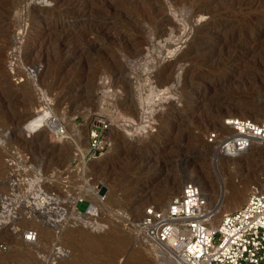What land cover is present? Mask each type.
<instances>
[{
	"label": "rangeland",
	"instance_id": "374dc122",
	"mask_svg": "<svg viewBox=\"0 0 264 264\" xmlns=\"http://www.w3.org/2000/svg\"><path fill=\"white\" fill-rule=\"evenodd\" d=\"M112 104L132 124L114 130L107 154L84 161L87 117ZM229 114L264 119V0H0V264L78 261L85 248L62 234L107 227L124 249L96 264H124L133 248L138 264H168L131 226L146 204L163 206L196 180L213 197L223 188L225 205L230 188L246 184L227 211L264 184V144L230 165L205 143L206 129ZM35 180L54 194L46 210L27 205ZM99 187L93 221L76 200L95 202ZM28 227L38 231L33 243L23 239Z\"/></svg>",
	"mask_w": 264,
	"mask_h": 264
},
{
	"label": "built area",
	"instance_id": "2783aa9c",
	"mask_svg": "<svg viewBox=\"0 0 264 264\" xmlns=\"http://www.w3.org/2000/svg\"><path fill=\"white\" fill-rule=\"evenodd\" d=\"M103 82L110 85L108 79ZM107 91L115 96L113 87L109 86ZM48 119V128L55 127L54 115ZM131 124L119 114L114 104L110 108L101 105L92 111L87 117V145L82 159L90 161L101 157L114 143V130ZM204 139L215 155L239 154L264 143V119L223 115L218 126L206 129ZM34 182L37 183L35 195L26 200L27 205L49 208L47 206L54 204L50 202L54 194L39 188L40 180ZM99 190L97 197L102 201L105 194L101 187ZM83 200L88 202L85 212L96 215V206L91 210L93 203L85 196L78 197L76 203ZM8 204L10 206L11 202ZM206 205L200 186L186 180L181 192L165 205L146 204L131 226L137 236L170 259L172 264H264V184H252L245 201L224 211L216 224L210 220L213 212ZM37 237L36 228L28 227L23 232L25 242L32 243ZM6 248L7 244L0 242V249Z\"/></svg>",
	"mask_w": 264,
	"mask_h": 264
},
{
	"label": "bare ground",
	"instance_id": "6f19581e",
	"mask_svg": "<svg viewBox=\"0 0 264 264\" xmlns=\"http://www.w3.org/2000/svg\"><path fill=\"white\" fill-rule=\"evenodd\" d=\"M245 115V114H244ZM261 115V113H260ZM260 115H256L255 118L258 119V116ZM67 137H68V134H67ZM71 141L72 144L76 145L75 143V140H73V138L71 137H68ZM264 144V143H263ZM257 145V144H256ZM118 145H116L114 147V149L117 148ZM113 149V148H112ZM118 149V148H117ZM109 151V150H108ZM106 151V152H108ZM105 152V153H106ZM103 153V155L105 154ZM247 153H249V149L245 152H242V153H239V154H235V155H226L225 156V159H226V162L230 165L232 164H235V165H242L241 163L244 162L245 163V160H246V157L249 156ZM107 154V153H106ZM247 154V155H246ZM102 155V156H103ZM109 155V154H108ZM246 157H245V156ZM226 164V165H228ZM204 180V179H202ZM194 182H196L200 188H201V191L203 193V195L206 197V201H207V204L209 205L211 202H213L215 200V206L212 205V207H210V210H212L213 212V216L212 218L210 219L212 222L215 220H218L219 217H220V214L222 215V213L224 212V209L222 210V207L224 206L225 209L227 207H232V206H235V205H238L240 202H242V200L245 198L246 196V191H247V186L246 184H242V186H232L230 188V191H231V194H230V201L227 203V204H223V198L225 197L226 195V192L225 190L222 188L218 194V198L217 197H213L214 195H209L208 193H212L211 191V185L208 181H201L199 183V181H196L194 180ZM211 187V188H210ZM180 189V188H179ZM85 191H88V190H85ZM181 192V190L179 191V193ZM85 195V193L82 194V196ZM165 195V197H161L160 199V202H162L165 198H166V194H163ZM161 196V195H160ZM159 198V197H158ZM218 199V200H217ZM54 201V200H53ZM99 200H97V198L95 199V202H92V206H91V210L94 209V206L96 205V203L100 204L98 202ZM75 202V201H74ZM5 203V202H4ZM6 204V203H5ZM57 204V203H56ZM4 205V204H3ZM48 207V206H47ZM57 207V205H56ZM58 208V207H57ZM98 208V207H97ZM5 209V208H4ZM42 209V208H41ZM52 209V208H51ZM38 210V209H37ZM46 210V208H45ZM50 210V209H48ZM60 210V209H59ZM31 211V210H30ZM43 211V210H42ZM42 211H40L42 213ZM33 212V211H32ZM46 212V211H44ZM48 212V211H47ZM15 213V212H13ZM50 213V212H49ZM62 213V212H61ZM76 214V212H74ZM4 213L3 211H0V219L3 217ZM45 215V214H44ZM51 215V214H50ZM78 215V214H77ZM88 215H91L90 217L93 218L91 220L93 221H97V218L96 216H92V213H88ZM11 216V214H10ZM13 216V215H12ZM32 216V215H31ZM40 216H42L40 214ZM49 216V215H48ZM57 216V214H56ZM61 216H64L61 214ZM60 217V216H58ZM82 217H87V216H83ZM89 217V216H88ZM35 218V217H34ZM44 218V216H43ZM63 218V217H62ZM22 219V218H21ZM50 219V218H49ZM59 219V218H58ZM4 220V219H3ZM2 219L0 220V222H5L3 221ZM53 220V219H52ZM57 217L54 216V220L51 221L52 224H57ZM69 221V220H68ZM50 222V223H51ZM38 227H40L44 233H43V236L44 238H46L48 235H50V230H49V225L47 224V222H43V221H36ZM96 223V222H95ZM214 223V222H213ZM2 224V223H0ZM3 225V224H2ZM53 225V226H54ZM5 226V224L3 225ZM24 227V226H23ZM101 228V227H100ZM70 229V228H69ZM86 233V232H85ZM84 231H75V230H66L62 236H65V240L67 238V240L69 239L73 244H75L76 246H82L85 248V251H86V254H84V258H79L78 261H74L73 258H71L70 260L67 261L66 264H90L91 262H95L94 264H96L97 261H102L104 259H108L109 262H111L110 260H112V258H115V254H117L119 252V249H121L120 247H122L125 242H126V239L122 236H119L117 234V231L114 229V228H111V227H107L106 230H103V232L101 233H93V234H89L86 233L85 234ZM20 234V233H19ZM21 236V234H20ZM139 237V241L141 242V245L143 244L145 247H146V244L149 245L147 242H144L140 236H137V238ZM22 238V237H21ZM68 240V241H69ZM33 243V242H32ZM142 245V246H143ZM152 246V245H151ZM22 247V246H21ZM24 248V247H22ZM123 248V247H122ZM144 248V247H143ZM154 248V247H153ZM124 249V248H123ZM122 250V249H121ZM120 250V251H121ZM157 250V249H156ZM98 252H101L103 253V258L102 259H98V258H95L94 257V254L95 253H98ZM142 252V251H141ZM17 253V252H15ZM20 256V255H19ZM110 257V259H109ZM141 254H140V250L136 249V248H133V249H130L128 254L126 255V259H125V262L124 264H138V261L141 260ZM166 258V262L168 264H172V261L170 259H168L166 256H164ZM107 262V261H104V263ZM92 264V263H91ZM98 264V263H97ZM102 264V263H101Z\"/></svg>",
	"mask_w": 264,
	"mask_h": 264
}]
</instances>
